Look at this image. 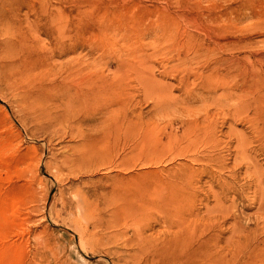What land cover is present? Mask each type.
Returning a JSON list of instances; mask_svg holds the SVG:
<instances>
[{
	"label": "rangeland",
	"instance_id": "374dc122",
	"mask_svg": "<svg viewBox=\"0 0 264 264\" xmlns=\"http://www.w3.org/2000/svg\"><path fill=\"white\" fill-rule=\"evenodd\" d=\"M59 6L57 61L0 70V264H133L138 228H177L190 264H264V0ZM24 18H0L13 53Z\"/></svg>",
	"mask_w": 264,
	"mask_h": 264
},
{
	"label": "bare ground",
	"instance_id": "6f19581e",
	"mask_svg": "<svg viewBox=\"0 0 264 264\" xmlns=\"http://www.w3.org/2000/svg\"><path fill=\"white\" fill-rule=\"evenodd\" d=\"M59 4H60V0H0V18L2 19L6 18L11 13L17 12V11L22 12V14L25 17L24 18L25 24H23L20 30H18L17 41L24 43L22 44L24 45V47L21 48V53L18 50L15 53L12 52L14 46H13V43L9 42V37H6L4 40L3 39L0 40V46L1 45L3 46V49L0 50V70H1V66H8V67L9 66L10 67L19 66L24 76L25 75L27 77L30 76L28 65L24 62V59L28 57H32V56L37 57L35 53H38V49H41V51L44 50V57L47 58V60L51 62L57 61L56 57L60 56L61 52L63 51L61 47L64 45L67 46L66 42L61 43L59 41V36L65 30L63 25L61 24V19L59 16V8H60ZM43 35H47L48 37H50V40L47 43L42 42ZM45 50H47L48 53H46ZM255 53H258V52H255ZM262 54L263 53H260V55ZM6 72H8V70ZM27 79H29V77ZM91 80L92 79L90 78L89 73L85 72L83 76L75 80L71 85V86H74L75 93L74 94L71 93L70 94L71 97H69L68 95V98H72L71 102L70 100H68V102L72 104V105L70 104L71 107L72 106L79 107V108H76L77 111L85 110L87 103L90 101L91 82H92ZM25 81H28V80H25ZM250 101L251 99H249L248 103ZM105 108H107L106 111L108 113L106 112V115L101 120V122L106 121L111 116H114V115L119 116L120 111L122 109V107H119V106L113 107V108H109L108 106H106ZM111 113H113V115H111ZM115 130L116 128H114V132ZM165 234H166L165 236H162V240H164L163 243L160 244L159 242L161 241L158 242V240L156 239L154 245H150V243H147L146 241L148 240V237L151 236L152 234L151 235L145 234V231H143L142 228L141 229L138 228L136 230V236L134 238H135V241L139 242L140 240L142 242L139 243L140 248L138 250V254H136L138 255V257L136 258L134 257L135 261L133 264H152L150 263V259H152L150 258V256H152L151 254H152L153 249H154L153 257L155 256L161 257L163 255L165 256L162 260L158 261L160 262L159 264H190L187 258H185V256L183 255V251L178 249L179 242L177 240L181 239V237H180V233L177 230V228L176 229L168 228ZM192 264H200V263L192 262Z\"/></svg>",
	"mask_w": 264,
	"mask_h": 264
}]
</instances>
